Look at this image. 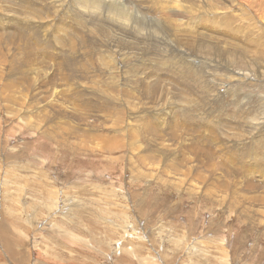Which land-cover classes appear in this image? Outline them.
<instances>
[{"label": "rangeland", "instance_id": "374dc122", "mask_svg": "<svg viewBox=\"0 0 264 264\" xmlns=\"http://www.w3.org/2000/svg\"><path fill=\"white\" fill-rule=\"evenodd\" d=\"M261 6L0 0V264H264Z\"/></svg>", "mask_w": 264, "mask_h": 264}, {"label": "bare ground", "instance_id": "6f19581e", "mask_svg": "<svg viewBox=\"0 0 264 264\" xmlns=\"http://www.w3.org/2000/svg\"><path fill=\"white\" fill-rule=\"evenodd\" d=\"M249 2L252 4V5H255V6H259L260 4H262L261 6V10L260 11H263L264 9V0H249Z\"/></svg>", "mask_w": 264, "mask_h": 264}]
</instances>
